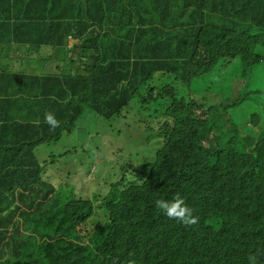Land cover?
Segmentation results:
<instances>
[{
    "label": "trees",
    "instance_id": "obj_1",
    "mask_svg": "<svg viewBox=\"0 0 264 264\" xmlns=\"http://www.w3.org/2000/svg\"><path fill=\"white\" fill-rule=\"evenodd\" d=\"M25 1L27 15L15 21L55 24L58 34L44 32L51 54L43 72L0 71V264H248L258 253L264 264V136L246 150L234 132L226 148L215 147L216 107L186 102L173 84L153 86L174 78L190 88L218 65L259 64L264 0ZM49 5L47 17L29 15V7ZM2 8L11 9L7 2ZM3 17L5 10L0 24ZM71 35L79 38L74 44ZM158 98L168 101L161 148L132 183L94 197L105 216L89 224L93 200L61 202L57 186L43 180L58 157L41 148L88 114L110 120ZM20 99L43 102L38 116L11 117L10 100ZM201 106L204 117L196 114ZM45 112L60 121L55 130ZM177 192L197 225L156 209V200Z\"/></svg>",
    "mask_w": 264,
    "mask_h": 264
},
{
    "label": "rangeland",
    "instance_id": "obj_2",
    "mask_svg": "<svg viewBox=\"0 0 264 264\" xmlns=\"http://www.w3.org/2000/svg\"><path fill=\"white\" fill-rule=\"evenodd\" d=\"M24 39L14 45L20 54L3 62V67L18 72L28 70L31 56L21 51L26 47L35 50L36 45L28 46L29 41ZM166 83L173 84L177 96L186 102L193 100L216 107L210 122L215 147L226 148L234 132L240 134L236 139L246 150L264 136V58L248 69L236 61L218 65L190 88L176 83L174 78L165 83L157 79L153 86ZM158 99L145 108L136 104L110 120L101 117L96 120L88 114L71 134L65 133L60 141L41 148L40 153L58 157L50 160L43 180L57 186L62 193L60 201L66 203L79 197L93 200L95 215L89 224L104 220L105 216L100 201L94 197H105L113 185L122 181L125 185L132 183L136 176L142 175L141 170L149 164L146 161H151L161 148L163 138L159 129L166 122L168 101ZM196 114L205 116L202 106ZM70 150L71 154L64 156Z\"/></svg>",
    "mask_w": 264,
    "mask_h": 264
},
{
    "label": "crops",
    "instance_id": "obj_3",
    "mask_svg": "<svg viewBox=\"0 0 264 264\" xmlns=\"http://www.w3.org/2000/svg\"><path fill=\"white\" fill-rule=\"evenodd\" d=\"M4 2H7V4L11 7V9H4L7 12V18L2 19L1 21H5L7 23L0 24V36L4 35V37L8 36H15L17 40H20L22 38H25L24 40H28L30 45H36L35 50H28L30 47H26L21 52L24 55H30V59H32L31 62H29L28 70H31L32 68L36 69L38 73L43 72V69L46 68V64L44 62V58H47L51 54V50L44 40V32L46 31L48 34H58L57 30H51V28H57L55 24H48V23H21L15 21L16 17H21L24 15H27L26 11L22 8V5L24 3H27L25 0H0V5ZM29 2V0H28ZM38 7L43 5V0H38ZM41 4V5H40ZM31 10L29 12L30 16H35L37 18L41 17H47L50 15L49 9L50 5L47 9H44L43 11L36 10L33 7H29ZM0 10V11H1ZM2 18V17H1ZM28 30V33H26ZM27 37V38H26ZM71 41V44H74L76 40H79V38H76L74 36L68 37ZM21 44L19 41H15L12 37V41H3L0 43V71L8 69L6 67H3V62L7 60H13L18 54H20V51H18L14 45ZM9 70V69H8ZM11 71V70H10ZM22 71V70H21ZM12 73H18L17 71H11ZM13 91L9 90V94ZM4 92L0 90V95H3ZM10 102H14L13 106L9 109V114L11 117H21L28 115L30 117L38 116L37 112L40 109L41 104L43 102L41 101H25L20 99L19 101L10 100Z\"/></svg>",
    "mask_w": 264,
    "mask_h": 264
},
{
    "label": "clouds",
    "instance_id": "obj_4",
    "mask_svg": "<svg viewBox=\"0 0 264 264\" xmlns=\"http://www.w3.org/2000/svg\"><path fill=\"white\" fill-rule=\"evenodd\" d=\"M44 123L48 125L49 130H55L59 127L60 121L53 112L44 113ZM155 207L167 218L181 223L185 227H192L199 223V216L194 215V209L189 207L185 199L179 192L175 193L171 200L158 199L155 201ZM257 255L248 257V264H258ZM129 264H135V261H129Z\"/></svg>",
    "mask_w": 264,
    "mask_h": 264
}]
</instances>
